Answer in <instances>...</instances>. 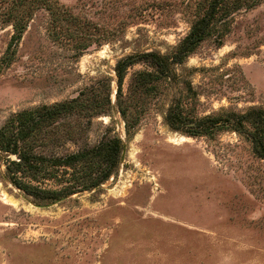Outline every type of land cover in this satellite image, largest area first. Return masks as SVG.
I'll return each instance as SVG.
<instances>
[{
  "label": "rangeland",
  "instance_id": "1",
  "mask_svg": "<svg viewBox=\"0 0 264 264\" xmlns=\"http://www.w3.org/2000/svg\"><path fill=\"white\" fill-rule=\"evenodd\" d=\"M19 1L0 0V127L14 112L86 89L99 100L108 81L111 109L64 127L61 134L83 140L64 137L47 152L94 146L108 134L121 137L123 148L109 179L56 199L16 186L1 157L0 264H264V159L246 134L193 136L167 120L173 104L188 119L264 107V2L238 13L222 44L206 39L148 93L133 95L130 84L138 71L154 68L129 67L119 98L133 120L128 131L117 61L172 51L206 0H51L54 14L44 3ZM15 12L27 27L6 65ZM71 171L19 176L35 192L61 190Z\"/></svg>",
  "mask_w": 264,
  "mask_h": 264
},
{
  "label": "trees",
  "instance_id": "2",
  "mask_svg": "<svg viewBox=\"0 0 264 264\" xmlns=\"http://www.w3.org/2000/svg\"><path fill=\"white\" fill-rule=\"evenodd\" d=\"M28 0H20L17 6L27 4ZM264 0H206L199 4L200 15L191 26L187 35L168 53L149 51L136 55H128L119 59L115 66L118 82V108L129 131L131 120L129 107L124 105L120 96L129 67L143 62L153 67V70L138 71L131 84V94L148 93L154 81L169 77L173 65L183 63L199 46L210 37H215L222 44L224 36L230 31L236 20V15L243 10H250L260 5ZM31 3L46 4L55 12L51 0H32ZM14 11V10H13ZM14 32L8 48L3 55L2 64L9 65L16 53L27 21L19 15L11 16ZM108 81L103 83L105 95L97 100L95 91L83 90L76 97L44 104L31 109L14 112L0 127V158L7 159L6 177L16 186L40 199H56L76 191L89 189L103 183L117 169L123 141L118 135H105L99 143L88 146L79 144L76 151L56 154L47 152L51 145L60 142L64 137L78 144L81 133L61 134L64 127H71L80 118L104 114L111 109ZM182 105L173 104L168 113L169 124L189 135H213L218 131L231 129L246 134L252 144L254 154L264 159V107H252L242 113L231 111L227 114L207 115L199 119H188ZM130 122V123H129ZM193 123V124H190ZM16 155V158H11ZM71 171L70 184L61 190L39 189L35 192L31 185L24 183L19 174L30 176L32 179L56 178L59 172L67 174ZM62 173V174H63ZM61 174V175H62Z\"/></svg>",
  "mask_w": 264,
  "mask_h": 264
},
{
  "label": "water",
  "instance_id": "3",
  "mask_svg": "<svg viewBox=\"0 0 264 264\" xmlns=\"http://www.w3.org/2000/svg\"><path fill=\"white\" fill-rule=\"evenodd\" d=\"M67 197H63V198H60V199H58V200H56L54 203H57V202H60V201H62V200H64V199H66ZM54 203H52V204H54ZM52 204H48V206L49 205H52ZM37 206H45V205H39V204H37Z\"/></svg>",
  "mask_w": 264,
  "mask_h": 264
},
{
  "label": "bare ground",
  "instance_id": "4",
  "mask_svg": "<svg viewBox=\"0 0 264 264\" xmlns=\"http://www.w3.org/2000/svg\"><path fill=\"white\" fill-rule=\"evenodd\" d=\"M0 196L2 197V195L0 194ZM3 198H5V196H3ZM7 199V198H6Z\"/></svg>",
  "mask_w": 264,
  "mask_h": 264
}]
</instances>
